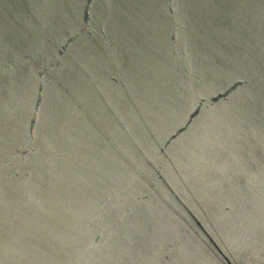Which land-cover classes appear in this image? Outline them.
<instances>
[{
	"label": "water",
	"instance_id": "water-1",
	"mask_svg": "<svg viewBox=\"0 0 264 264\" xmlns=\"http://www.w3.org/2000/svg\"><path fill=\"white\" fill-rule=\"evenodd\" d=\"M0 264H264V0H0Z\"/></svg>",
	"mask_w": 264,
	"mask_h": 264
}]
</instances>
